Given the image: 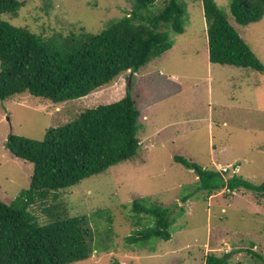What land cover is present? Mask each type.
<instances>
[{
    "label": "rangeland",
    "instance_id": "374dc122",
    "mask_svg": "<svg viewBox=\"0 0 264 264\" xmlns=\"http://www.w3.org/2000/svg\"><path fill=\"white\" fill-rule=\"evenodd\" d=\"M18 1L22 6L16 15L1 19L44 32L49 40L55 33L76 36L81 27L99 33L131 9L129 0ZM179 1L186 4L183 32L167 30L172 46L135 76L127 71L85 97L57 104L29 93L0 100V199L10 203L28 188L33 164L11 154L7 136L41 140L48 129L86 108L116 102L126 86L131 88L141 114L135 156L30 207L40 223L50 221L42 210L50 207L65 216L86 215L91 227H98L96 250L68 264H207L210 254H227L228 264H264V196L239 187L206 197L196 189L195 172L174 160L183 156L223 177L234 173L254 185L263 183L264 72L210 63L201 0ZM215 2L264 66V15L239 24L230 15V0ZM163 3L157 0L153 9ZM135 199L168 210L173 219L168 241L126 243L136 228L131 218Z\"/></svg>",
    "mask_w": 264,
    "mask_h": 264
},
{
    "label": "trees",
    "instance_id": "16d2710c",
    "mask_svg": "<svg viewBox=\"0 0 264 264\" xmlns=\"http://www.w3.org/2000/svg\"><path fill=\"white\" fill-rule=\"evenodd\" d=\"M129 1L130 11L99 33L81 27L76 36L72 31L66 36L55 33L49 40L44 32L1 19L2 14L16 15L22 2L0 0V100L21 93L53 104L85 97L122 73L134 75L151 58L168 50L172 41L167 30L183 32L186 4L164 0L162 8L154 10L157 0ZM243 1L230 0L233 19L239 24L260 20L264 0H247L246 5ZM201 3L209 62L264 72L262 62L231 25L226 12L215 0ZM126 89L120 100L84 109L70 122L48 129L41 140L7 136L5 147L14 156L31 162L33 172L28 188L10 203L0 199V264H68L84 260L96 250L94 238L99 230L96 225L91 227L86 215L65 216L55 212L56 208L45 207L42 210L50 221L40 223L30 207L135 156L140 143V111L131 88ZM174 160L195 172L196 189L206 197L223 188L234 191L239 187L264 196V182L254 185L234 173L223 177L215 168L183 156L175 155ZM131 211L136 228L125 237L126 243L139 246L171 238L173 219L167 209L135 199ZM227 257L210 254L206 263L228 264Z\"/></svg>",
    "mask_w": 264,
    "mask_h": 264
},
{
    "label": "water",
    "instance_id": "95a60500",
    "mask_svg": "<svg viewBox=\"0 0 264 264\" xmlns=\"http://www.w3.org/2000/svg\"><path fill=\"white\" fill-rule=\"evenodd\" d=\"M246 1H247V0H244V1H243V2H244V5H246ZM130 76H132V73H130L129 77H130ZM128 80H129V79H128Z\"/></svg>",
    "mask_w": 264,
    "mask_h": 264
},
{
    "label": "crops",
    "instance_id": "0c3cea01",
    "mask_svg": "<svg viewBox=\"0 0 264 264\" xmlns=\"http://www.w3.org/2000/svg\"><path fill=\"white\" fill-rule=\"evenodd\" d=\"M208 51V50H207ZM209 60V59H208ZM136 74V73H135ZM135 74L133 76H135ZM145 114L147 115V111L145 112ZM141 115V114H140Z\"/></svg>",
    "mask_w": 264,
    "mask_h": 264
},
{
    "label": "built area",
    "instance_id": "2783aa9c",
    "mask_svg": "<svg viewBox=\"0 0 264 264\" xmlns=\"http://www.w3.org/2000/svg\"><path fill=\"white\" fill-rule=\"evenodd\" d=\"M224 171H226V169Z\"/></svg>",
    "mask_w": 264,
    "mask_h": 264
}]
</instances>
